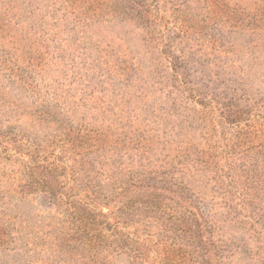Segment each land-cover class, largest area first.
<instances>
[{
	"label": "rangeland",
	"instance_id": "374dc122",
	"mask_svg": "<svg viewBox=\"0 0 264 264\" xmlns=\"http://www.w3.org/2000/svg\"><path fill=\"white\" fill-rule=\"evenodd\" d=\"M258 114L264 0H0V264H132L114 245L122 224L98 238L49 204L30 167L109 192L169 164L209 200L225 153L264 140ZM116 208H99L109 224Z\"/></svg>",
	"mask_w": 264,
	"mask_h": 264
},
{
	"label": "trees",
	"instance_id": "16d2710c",
	"mask_svg": "<svg viewBox=\"0 0 264 264\" xmlns=\"http://www.w3.org/2000/svg\"><path fill=\"white\" fill-rule=\"evenodd\" d=\"M256 118L264 121L261 114ZM257 144L260 147L238 152L241 156L236 150L225 153L235 158L220 164V182L209 200L195 197L184 181L187 174L194 175L192 169L176 174L169 164L162 171L140 166L125 180H114L109 192L98 183L66 188L58 180L57 168L33 166L29 177L48 196L49 204L98 238L108 228L119 236L122 224L127 231L114 245L128 254L132 264L143 262L141 252L151 249L157 256L152 258L154 264H264V140ZM225 154L220 158H227ZM81 192H87L85 199L90 200L83 203L78 198ZM218 198L221 203L215 202ZM109 203L117 207L112 224L99 210Z\"/></svg>",
	"mask_w": 264,
	"mask_h": 264
}]
</instances>
